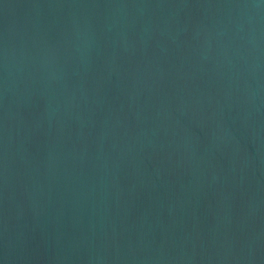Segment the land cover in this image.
Wrapping results in <instances>:
<instances>
[{
    "label": "water",
    "instance_id": "water-1",
    "mask_svg": "<svg viewBox=\"0 0 264 264\" xmlns=\"http://www.w3.org/2000/svg\"><path fill=\"white\" fill-rule=\"evenodd\" d=\"M0 264H264V0H0Z\"/></svg>",
    "mask_w": 264,
    "mask_h": 264
}]
</instances>
